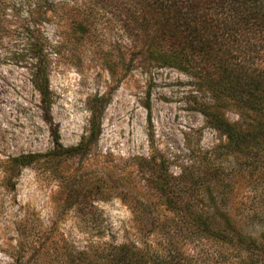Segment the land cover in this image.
I'll return each instance as SVG.
<instances>
[{
    "label": "rangeland",
    "instance_id": "1",
    "mask_svg": "<svg viewBox=\"0 0 264 264\" xmlns=\"http://www.w3.org/2000/svg\"><path fill=\"white\" fill-rule=\"evenodd\" d=\"M91 10L93 25L82 39L68 21L42 25L57 45L50 58L52 106L47 118L22 58L4 46L11 36L0 45V264H61L70 250L90 254L122 243L160 253L180 247L195 257L202 245L216 253L214 240L184 241L175 234L179 217L148 184L142 159L153 155L156 162L164 161L162 174L178 178L196 169L200 150L224 144L225 136L196 111L193 77L174 68L129 65L135 55L121 46L126 41L120 26L108 10L98 5ZM124 57L130 69L123 67ZM96 95H104L107 105L89 155L60 165L39 162L7 169L10 156L51 150L55 134L64 146L79 142L87 133L90 100ZM147 101L150 122L143 106ZM225 115L229 121L239 118L234 108ZM216 161L233 162L224 153ZM254 183L246 176L234 179L227 198L232 213L253 209L264 199ZM196 191L200 207L214 194L206 185ZM262 227L256 224L252 233Z\"/></svg>",
    "mask_w": 264,
    "mask_h": 264
},
{
    "label": "trees",
    "instance_id": "2",
    "mask_svg": "<svg viewBox=\"0 0 264 264\" xmlns=\"http://www.w3.org/2000/svg\"><path fill=\"white\" fill-rule=\"evenodd\" d=\"M93 5L108 10L120 26L126 41L121 46L135 55L129 65L174 68L193 77L196 111L225 136L224 144L200 150L196 169L178 178L162 174L164 161L156 162L153 155L142 159L150 174L148 184L179 217L174 224L179 239L214 240L219 248L213 254L201 245L195 257L180 247L160 253L122 243L90 254L70 250L61 264H197L210 259L213 264H264V227L252 233L256 224L264 226V199L247 211L232 213L227 207L234 179L246 176L264 193V0H0V45L11 36L4 46L29 70L45 118L52 106L49 69L57 45L48 40L42 25L68 21L82 39L93 25ZM122 63L130 69L125 57ZM106 105L104 95L90 100L87 133L76 144L64 146L55 134L51 150L10 156L7 169L39 162L60 165L89 155L99 139ZM143 106L150 122V103ZM230 108L238 119L226 118ZM223 153L231 156V164L216 161ZM201 185L214 194L200 207L195 196ZM210 206L215 211L209 212Z\"/></svg>",
    "mask_w": 264,
    "mask_h": 264
}]
</instances>
